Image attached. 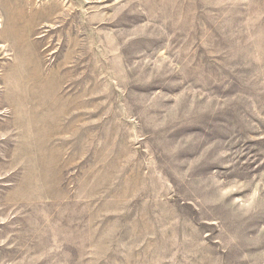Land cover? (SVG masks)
Segmentation results:
<instances>
[{"label":"rangeland","instance_id":"rangeland-1","mask_svg":"<svg viewBox=\"0 0 264 264\" xmlns=\"http://www.w3.org/2000/svg\"><path fill=\"white\" fill-rule=\"evenodd\" d=\"M0 264H264V0H0Z\"/></svg>","mask_w":264,"mask_h":264}]
</instances>
